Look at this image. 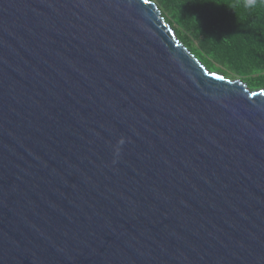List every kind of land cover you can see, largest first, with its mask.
<instances>
[{
  "label": "water",
  "instance_id": "obj_1",
  "mask_svg": "<svg viewBox=\"0 0 264 264\" xmlns=\"http://www.w3.org/2000/svg\"><path fill=\"white\" fill-rule=\"evenodd\" d=\"M0 264H264V88L153 0H0Z\"/></svg>",
  "mask_w": 264,
  "mask_h": 264
},
{
  "label": "trees",
  "instance_id": "obj_2",
  "mask_svg": "<svg viewBox=\"0 0 264 264\" xmlns=\"http://www.w3.org/2000/svg\"><path fill=\"white\" fill-rule=\"evenodd\" d=\"M211 70L264 88V0H153Z\"/></svg>",
  "mask_w": 264,
  "mask_h": 264
},
{
  "label": "clouds",
  "instance_id": "obj_3",
  "mask_svg": "<svg viewBox=\"0 0 264 264\" xmlns=\"http://www.w3.org/2000/svg\"><path fill=\"white\" fill-rule=\"evenodd\" d=\"M255 3H256V0H248V5L249 6L255 5Z\"/></svg>",
  "mask_w": 264,
  "mask_h": 264
}]
</instances>
